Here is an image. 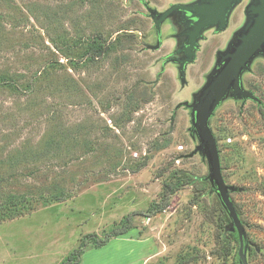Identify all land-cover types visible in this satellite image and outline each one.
<instances>
[{
	"label": "rangeland",
	"instance_id": "obj_1",
	"mask_svg": "<svg viewBox=\"0 0 264 264\" xmlns=\"http://www.w3.org/2000/svg\"><path fill=\"white\" fill-rule=\"evenodd\" d=\"M146 1L162 12L191 0ZM173 17L159 47L141 0H0V211L15 199L34 205L0 219V264H60L85 233L103 235L158 201L174 169L209 178L184 102L207 80L224 35L205 33L182 84L169 59ZM250 67L245 85L264 103V57ZM210 126L247 264H264V104L229 95ZM61 193L68 199L42 203ZM222 214L217 194L197 182L163 212L135 215L125 235L88 246L81 264H242Z\"/></svg>",
	"mask_w": 264,
	"mask_h": 264
},
{
	"label": "water",
	"instance_id": "obj_2",
	"mask_svg": "<svg viewBox=\"0 0 264 264\" xmlns=\"http://www.w3.org/2000/svg\"><path fill=\"white\" fill-rule=\"evenodd\" d=\"M241 2L242 0H195L186 4H173L162 12L151 6L147 7L158 34H161L163 22L176 11H183L189 19L186 23L187 30L178 34L186 39L175 51L176 54H183L181 58L176 59L182 84L186 83L187 65L197 59V49L200 40L204 39V32L211 28L218 32L225 30L230 13ZM245 14L244 24L235 32L227 49L217 53L215 67L196 93L193 102H184L191 109V128L199 140L197 148L208 158L209 179L229 213L233 229L238 232L239 258L242 264H247L243 253L244 227L230 196L232 187L226 183L223 176L220 150L210 126V119L229 95L235 99L251 98L259 102V98L252 91L243 88L241 76L250 70L256 57H264V0H250ZM158 45L160 46V43Z\"/></svg>",
	"mask_w": 264,
	"mask_h": 264
},
{
	"label": "trees",
	"instance_id": "obj_3",
	"mask_svg": "<svg viewBox=\"0 0 264 264\" xmlns=\"http://www.w3.org/2000/svg\"><path fill=\"white\" fill-rule=\"evenodd\" d=\"M93 56L99 53L102 48L101 47H92ZM95 51V52H94ZM97 52V53H96ZM101 54V52H100ZM221 156V155H220ZM222 163V162H221ZM146 165V162L143 163ZM197 182H202L210 188L212 193H216L215 188L213 187L211 180L206 176L200 180V178L195 177L189 171L176 168L172 172L169 173L167 179H165L162 183V190L160 193V199L158 201L152 202L149 207L145 210L139 211H132L125 215L117 224L113 225L109 230L105 231L103 235H99L97 232H89L85 233L81 239L78 246H76L69 254L62 260L60 264H81L82 256L86 251V248L90 245L95 248H101L105 246L112 238L119 237L121 235H125L133 228V220L135 215L137 214H144L148 217L156 215L158 213L163 212L170 206L171 197L177 193L178 191L184 189L186 186H195ZM69 195L64 193L58 194L55 197H51L50 199H46L42 201L44 205H50L55 202H62L68 199ZM218 202L220 205V210L222 211L224 222L226 223V228H229L231 231V218L229 216L228 211L222 205V201L217 194ZM16 201L12 200L9 201V205L12 204L10 207H7L6 212L0 211V219H12L19 215H22L28 209L33 208L34 205H28L27 201L24 199H15ZM2 208H0L1 210ZM238 211V209H237ZM234 238V232H231ZM224 247L225 255L229 256L231 254L232 246L230 241L226 243Z\"/></svg>",
	"mask_w": 264,
	"mask_h": 264
},
{
	"label": "flooded vegetation",
	"instance_id": "obj_4",
	"mask_svg": "<svg viewBox=\"0 0 264 264\" xmlns=\"http://www.w3.org/2000/svg\"><path fill=\"white\" fill-rule=\"evenodd\" d=\"M193 1H195V0H191L190 2H193ZM245 0H242V2L240 3V4H238L233 10H232V12L230 13V15H229V20H228V25H227V27H226V29L225 30H223V31H220V32H218V31H216V29L215 28H211V29H209V30H207L206 32H208V31H211V33H213V34H221V33H223V35H224V38L222 39V43H223V45L221 46V48H218L217 50H216V53H215V59H214V64L212 65V68H211V71L214 69V67H215V64H216V57H217V53L219 52V51H224V50H226L227 49V47L229 46V44H230V42H231V40L233 39V36H234V34H235V32H237L238 30H239V28H241L242 27V25L244 24V21H245V19H246V14H245V9H246V6L248 5V3H249V0H246V3H245V5H244V8H243V10L241 11V5L243 4V2H244ZM190 2H177V3H190ZM142 3H143V5L146 7V9H147V7L148 6H151V5H149V3L146 1V0H142ZM171 5H173V4H170V6ZM169 7V6H168ZM148 10V9H147ZM240 12L242 13V15L240 14ZM239 17V21H238V23H236V20H237V18ZM173 19H175V22H173L172 21V19H171V22H172V24H173V30H175V31H173L172 33H171V35H172V37H173V39H175V41H176V45L178 44V47L173 51V53L169 56V59L172 61V62H175L177 65H179V63H177L176 61V59H178V58H181L182 56H183V54H176L175 53V51L179 48V46L181 47L182 45H183V43H184V41H185V37L184 36H181V35H178L179 33H181V32H183V31H185V30H187V28H188V26L186 25V23L187 22H189V19L186 17V14L183 12V11H176L175 13H174V17H173ZM169 20H165L164 22H163V24L165 23V22H168ZM162 24V25H163ZM179 28H181L179 31H178V33H177V31H176V29H179ZM155 29H156V27H155ZM206 32H204V39H205V33ZM225 33H228V34H225ZM156 34H157V37H158V43H160V46L159 47H161V45H162V42H163V40H162V31H161V34H158L157 33V30H156ZM174 35H176V36H174ZM201 41V40H200ZM200 49V42H199V48L197 49V52H198V50ZM255 60V59H254ZM253 60V61H254ZM253 63V62H252ZM186 70H187V68H186ZM210 71V72H211ZM251 71V70H250ZM249 70H247V71H245L243 74H242V76H241V82H242V85H243V88L244 89H247V90H250V91H252L257 97H258V95L254 92V90L253 89H250L248 86H246L245 85V81H244V74L246 73V72H250ZM209 72V73H210ZM208 73V74H209ZM208 74H206V77L208 76ZM206 81V80H205ZM205 81H204V84H205ZM202 88V87H201ZM200 88V89H201ZM199 89V90H200ZM198 90V91H199ZM198 91H196V92H193L192 94H191V97H192V100H194V98L196 97V93L198 92ZM231 98L232 99H234V101L235 102H240V104H241V106H245L248 102H254V103H256L257 105H258V107H263V101L259 98V102L258 101H255V100H253V99H251V98H247L246 100H244V99H241V98H239V99H235V98H233L232 96H231ZM224 101V100H223ZM222 101V102H223ZM185 102H187V101H185ZM221 105V104H220ZM185 107H187V106H185ZM189 109V111H191V109L190 108H188Z\"/></svg>",
	"mask_w": 264,
	"mask_h": 264
},
{
	"label": "bare ground",
	"instance_id": "obj_5",
	"mask_svg": "<svg viewBox=\"0 0 264 264\" xmlns=\"http://www.w3.org/2000/svg\"><path fill=\"white\" fill-rule=\"evenodd\" d=\"M186 83H187V81H186ZM186 83H185V84H186Z\"/></svg>",
	"mask_w": 264,
	"mask_h": 264
}]
</instances>
